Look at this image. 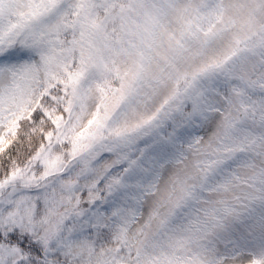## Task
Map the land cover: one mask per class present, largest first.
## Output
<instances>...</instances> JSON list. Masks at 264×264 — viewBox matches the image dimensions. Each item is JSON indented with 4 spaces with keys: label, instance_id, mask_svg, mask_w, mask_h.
<instances>
[{
    "label": "snow or ice",
    "instance_id": "obj_1",
    "mask_svg": "<svg viewBox=\"0 0 264 264\" xmlns=\"http://www.w3.org/2000/svg\"><path fill=\"white\" fill-rule=\"evenodd\" d=\"M0 264H264V0H0Z\"/></svg>",
    "mask_w": 264,
    "mask_h": 264
}]
</instances>
